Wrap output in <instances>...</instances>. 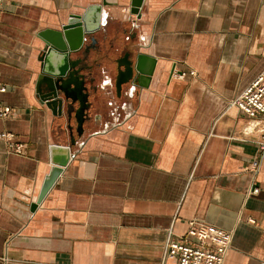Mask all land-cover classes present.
I'll use <instances>...</instances> for the list:
<instances>
[{
	"label": "crops",
	"instance_id": "1",
	"mask_svg": "<svg viewBox=\"0 0 264 264\" xmlns=\"http://www.w3.org/2000/svg\"><path fill=\"white\" fill-rule=\"evenodd\" d=\"M129 1L101 6L89 120L58 167L51 147L68 132L34 97L37 36L102 0H3L0 132L23 150L0 141V264H175L166 234L190 220L233 231L223 264H264V132L230 105L264 69V0H143L139 19ZM125 46L156 63L147 88L116 98Z\"/></svg>",
	"mask_w": 264,
	"mask_h": 264
},
{
	"label": "water",
	"instance_id": "2",
	"mask_svg": "<svg viewBox=\"0 0 264 264\" xmlns=\"http://www.w3.org/2000/svg\"><path fill=\"white\" fill-rule=\"evenodd\" d=\"M142 1L130 0L128 13L139 19ZM116 4L117 0H102L101 4L89 6L81 15L69 16L58 30L46 29L38 33L40 47L36 57L38 71L34 97L54 119L64 124L60 128L68 132V146L51 147V163L58 167H64L72 157L71 147L75 144V137L82 135L83 124L89 120L88 113L93 105L90 98L96 93L91 87L95 60L91 65L89 57L90 52L100 54L99 41L95 36L102 27L101 6ZM104 40L105 37L101 39ZM112 62L115 64L112 85L116 98H120L125 89L130 92L132 89L147 88L156 63L128 46L123 47ZM71 120L75 123V135L70 126ZM59 173L60 169L56 168L45 178L36 201L30 206L31 211L44 198Z\"/></svg>",
	"mask_w": 264,
	"mask_h": 264
},
{
	"label": "built area",
	"instance_id": "3",
	"mask_svg": "<svg viewBox=\"0 0 264 264\" xmlns=\"http://www.w3.org/2000/svg\"><path fill=\"white\" fill-rule=\"evenodd\" d=\"M3 0H0V12ZM193 75V72H190ZM183 74L177 75L182 78ZM5 88L0 87V93ZM249 120L246 131L250 132L260 126L264 132V69L246 86L230 103ZM11 115L9 106H0V119ZM0 141L6 149L15 154H21L23 145L9 132H0ZM264 149V137L258 143ZM259 168V161H253L248 170L255 174ZM258 192L252 188L249 194ZM233 231L224 230L213 224H206L190 220L184 236H177L171 230L166 234L163 245L162 261L173 260L175 264H223L225 256L231 248Z\"/></svg>",
	"mask_w": 264,
	"mask_h": 264
}]
</instances>
